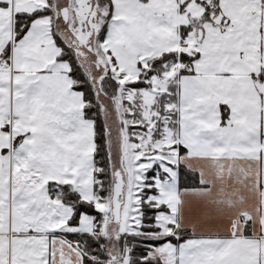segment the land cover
<instances>
[{"label": "snow or ice", "instance_id": "1", "mask_svg": "<svg viewBox=\"0 0 264 264\" xmlns=\"http://www.w3.org/2000/svg\"><path fill=\"white\" fill-rule=\"evenodd\" d=\"M0 264H264V0H0Z\"/></svg>", "mask_w": 264, "mask_h": 264}]
</instances>
